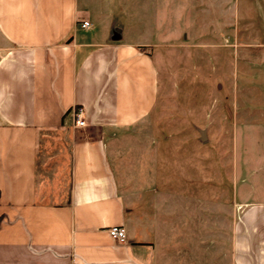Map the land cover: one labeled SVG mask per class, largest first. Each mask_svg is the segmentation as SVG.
Returning a JSON list of instances; mask_svg holds the SVG:
<instances>
[{
	"label": "crops",
	"instance_id": "obj_1",
	"mask_svg": "<svg viewBox=\"0 0 264 264\" xmlns=\"http://www.w3.org/2000/svg\"><path fill=\"white\" fill-rule=\"evenodd\" d=\"M84 21L91 27L83 28ZM92 25L79 0H0V264H205L207 252L219 258L205 250L204 238L196 250L187 248L189 192L185 180L175 184L186 175L174 158L179 150L182 158L189 154V139L170 132L161 155L158 138L144 134L150 153L140 150L142 131L163 129L157 122L172 109L155 56L149 45L125 42L118 27L96 40ZM250 61L240 108L253 118L241 126L247 140L261 130L259 141L264 70L255 72ZM77 108L84 110L83 128L75 127ZM197 131L199 155L206 130ZM131 135L134 178L142 164L145 177L157 178L158 159H165V188L179 197L164 205V233L157 183L131 196L119 184V168L130 159L118 150ZM246 160L255 164L229 206V264H264V155ZM113 226L125 229L126 243L110 236Z\"/></svg>",
	"mask_w": 264,
	"mask_h": 264
},
{
	"label": "rangeland",
	"instance_id": "obj_2",
	"mask_svg": "<svg viewBox=\"0 0 264 264\" xmlns=\"http://www.w3.org/2000/svg\"><path fill=\"white\" fill-rule=\"evenodd\" d=\"M79 10L91 20L96 40L105 39L109 31L118 27L125 42L149 45V52L155 56L161 71L163 94L168 90L173 93L168 103L172 109L157 122L165 126L163 129L142 131L140 150L150 153L146 146L150 139L144 134L158 138L162 146H158L157 152L161 155L165 154L164 139L170 132H182L189 139L185 148L189 154L182 158L179 150L174 158L175 166H184L186 175L184 179H175V184L181 186L185 180L189 192L187 248L196 250L198 241L204 238L205 250L221 253L219 258H213V252H207L205 264H229V206L233 192L254 167L253 160L247 166L246 157L264 155V140L257 141L256 134L261 130L253 129L254 135L247 140V131L241 125L253 115L246 117L243 111L246 108H240L247 92L242 88L243 81L252 74L248 68L250 60L255 72L264 70V0H79ZM252 42L258 44L252 46ZM259 84L255 86L260 88ZM187 93L189 98L184 99ZM161 105L166 109V104ZM166 116H169L168 124ZM254 116L258 114L254 112ZM178 126L182 129L171 130ZM197 128L206 130V143L199 155L197 149L202 146ZM129 139L128 145L118 150L130 159L119 168V184L131 196L157 183L154 200L158 203L156 213L164 233V205L178 197L171 191L167 193L165 188L164 156L163 162L158 159L157 178L145 177L144 164L134 178L132 135ZM198 187H204L205 194L199 196ZM198 202L204 209L198 211Z\"/></svg>",
	"mask_w": 264,
	"mask_h": 264
},
{
	"label": "built area",
	"instance_id": "obj_3",
	"mask_svg": "<svg viewBox=\"0 0 264 264\" xmlns=\"http://www.w3.org/2000/svg\"><path fill=\"white\" fill-rule=\"evenodd\" d=\"M82 27L88 29L91 27V23L88 21H84L82 23ZM74 116H75V127L83 128L86 126L83 108H77L74 112ZM108 232L110 236L118 243L124 244L127 242V234L123 227L113 226L109 228Z\"/></svg>",
	"mask_w": 264,
	"mask_h": 264
},
{
	"label": "water",
	"instance_id": "obj_4",
	"mask_svg": "<svg viewBox=\"0 0 264 264\" xmlns=\"http://www.w3.org/2000/svg\"><path fill=\"white\" fill-rule=\"evenodd\" d=\"M202 135H204V132H202Z\"/></svg>",
	"mask_w": 264,
	"mask_h": 264
}]
</instances>
